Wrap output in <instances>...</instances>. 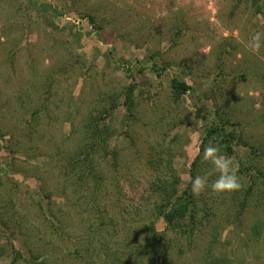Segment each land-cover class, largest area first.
<instances>
[{
	"label": "rangeland",
	"instance_id": "obj_1",
	"mask_svg": "<svg viewBox=\"0 0 264 264\" xmlns=\"http://www.w3.org/2000/svg\"><path fill=\"white\" fill-rule=\"evenodd\" d=\"M257 32L264 0H0V264H118L126 230L150 227L168 258L140 264H264ZM175 76L191 86L180 98ZM209 143L239 161L241 190L192 194ZM88 153L82 190L72 169ZM160 177L193 196L191 232L162 218ZM100 211L114 216L102 247L88 240Z\"/></svg>",
	"mask_w": 264,
	"mask_h": 264
},
{
	"label": "trees",
	"instance_id": "obj_2",
	"mask_svg": "<svg viewBox=\"0 0 264 264\" xmlns=\"http://www.w3.org/2000/svg\"><path fill=\"white\" fill-rule=\"evenodd\" d=\"M171 87L173 93L179 98L185 95L191 89V86L187 82L181 80L177 76L173 77ZM134 92V87H130L128 89V91L126 92V101L124 103L130 116L134 115L135 111ZM97 122L100 123L99 120ZM97 126L99 130L100 125ZM213 132V130H210V134ZM80 157L78 158V163L83 164V169H77L76 163L75 166L73 165L72 173L76 175V181L79 183L80 189L84 190L83 188L88 185V178L95 173V166L93 164V160L91 159L92 157H89V153L83 158ZM115 158L117 159L118 157ZM194 165H196V161ZM192 172L194 174V170H192ZM179 183V177H176L175 179H171V177H160L154 182L153 189L155 190V192L157 191L159 193L158 196L164 198L160 201L158 210L160 211L162 218L166 221L169 229L174 232L180 233L187 230H190L191 232L192 225L189 226L188 223L194 225V221L196 222L198 220V216L196 213V203L192 198L193 196H191V194L189 193V190H185L181 194L177 193L176 187L177 185H179ZM97 197L98 192H93L92 203L90 206L94 209L95 207L92 204H94ZM97 213L98 211L96 210V214ZM104 216L105 215H103L101 212V229H97L88 237L89 243H93L94 241L98 242L100 240L102 242L100 244V247L103 246L102 244L107 239V235H110V233L105 235L107 233L105 232V230H108V225H112L114 221V216L112 218L110 216L107 219H105ZM146 229L148 231V237L145 238L142 236L140 237L139 233L131 230H126V234L123 235L121 243L123 244L122 246L125 245L124 247H128V254H130L131 256L129 257V259H126V257H118V255L115 256L114 253L111 254V257L115 256V261H118V264H140L141 260L145 258H148L149 260L163 259L165 261L168 258L169 253V249H166L169 246L167 239H165L163 233L159 232L154 227ZM126 241H128V244ZM122 256H124V254H122Z\"/></svg>",
	"mask_w": 264,
	"mask_h": 264
},
{
	"label": "clouds",
	"instance_id": "obj_3",
	"mask_svg": "<svg viewBox=\"0 0 264 264\" xmlns=\"http://www.w3.org/2000/svg\"><path fill=\"white\" fill-rule=\"evenodd\" d=\"M249 48L254 52L264 48V32H257L251 37ZM201 159L209 163L211 169L191 179V192L194 196H200L208 190L218 195L241 190L243 185L238 160L226 156L218 145L211 143L203 149Z\"/></svg>",
	"mask_w": 264,
	"mask_h": 264
}]
</instances>
